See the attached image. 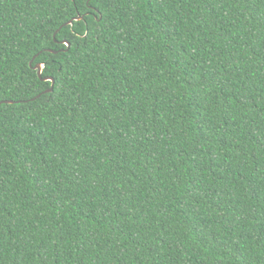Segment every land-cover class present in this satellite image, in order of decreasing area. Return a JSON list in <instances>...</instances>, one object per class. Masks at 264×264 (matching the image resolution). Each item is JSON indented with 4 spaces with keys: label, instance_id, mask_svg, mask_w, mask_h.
Instances as JSON below:
<instances>
[{
    "label": "trees",
    "instance_id": "16d2710c",
    "mask_svg": "<svg viewBox=\"0 0 264 264\" xmlns=\"http://www.w3.org/2000/svg\"><path fill=\"white\" fill-rule=\"evenodd\" d=\"M4 101L0 264H264V0H0Z\"/></svg>",
    "mask_w": 264,
    "mask_h": 264
},
{
    "label": "water",
    "instance_id": "95a60500",
    "mask_svg": "<svg viewBox=\"0 0 264 264\" xmlns=\"http://www.w3.org/2000/svg\"><path fill=\"white\" fill-rule=\"evenodd\" d=\"M83 20V17H77V18H74L73 20H71L70 22H68L66 25H72L74 21H81ZM64 44H67V42H63ZM69 46V45H68ZM49 52H53L52 50H48ZM33 63V62H32ZM32 65V64H31ZM35 70L38 71V75L39 77L41 78L42 77V72H43V69H44V66L42 64H37L35 67H34ZM44 81H52V86L50 89L46 90L44 93L45 94H48V93H52L53 90H54V85H55V81L53 78H46L44 79ZM40 97V96H38ZM14 102H11V101H4V102H0V105L2 104H12Z\"/></svg>",
    "mask_w": 264,
    "mask_h": 264
}]
</instances>
